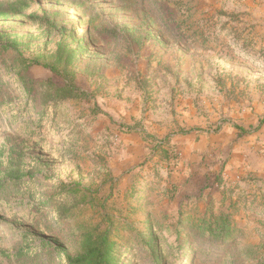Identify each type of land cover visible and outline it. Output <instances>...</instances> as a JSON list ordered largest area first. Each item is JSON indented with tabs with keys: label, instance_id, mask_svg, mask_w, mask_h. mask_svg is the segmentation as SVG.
Returning a JSON list of instances; mask_svg holds the SVG:
<instances>
[{
	"label": "rangeland",
	"instance_id": "rangeland-1",
	"mask_svg": "<svg viewBox=\"0 0 264 264\" xmlns=\"http://www.w3.org/2000/svg\"><path fill=\"white\" fill-rule=\"evenodd\" d=\"M187 1L196 42L171 0H0V179L11 158L28 185L0 190V264H68L99 211L150 240L127 229L117 264L264 263V0ZM59 47L84 96L53 105ZM221 212L229 244L188 229Z\"/></svg>",
	"mask_w": 264,
	"mask_h": 264
},
{
	"label": "trees",
	"instance_id": "trees-1",
	"mask_svg": "<svg viewBox=\"0 0 264 264\" xmlns=\"http://www.w3.org/2000/svg\"><path fill=\"white\" fill-rule=\"evenodd\" d=\"M171 1H174L175 6L180 3L181 6L186 9V19L181 23L179 30L182 32L183 37L196 42L197 38L195 37L198 35L202 37L203 35L202 33L199 34L200 29H198V27L194 28L197 22H191V26H185V22H189L192 19L193 14H191V12L192 9H195V7L190 6V1H187V3H185L184 0ZM132 40L137 44L138 41L134 39ZM60 48L61 47H59V58L57 62L58 64H61L63 62L62 69H59L56 64L48 66L53 74L61 78L62 83L58 85L53 83L51 80L39 83V86L43 88V98L53 105H56L61 101L73 100L82 98L84 96L83 93L80 92L76 85L73 83L75 75L68 68L74 56V51H70L66 56V54L63 53V49ZM127 132H131V130L127 129ZM30 134L33 135L34 133L31 132ZM161 144L162 145L160 146H155V148L157 149L160 147L165 150V147L162 146L168 147L169 145L168 142H161ZM169 148L171 149V152L174 153V155L176 154L177 157L178 153L175 152V148L172 146ZM9 160L10 162L8 161L9 164L6 168V173L3 178L0 179V190H5L10 185L16 191L26 189L28 185L26 183V180H24V177L27 176L23 175L20 169L19 161L17 160L15 163H13L11 158ZM67 192L69 194L77 195L76 197L79 199V201L85 203V205L94 207L95 197L92 192H80V190H69ZM52 199V197L45 199V201L38 205L37 209L44 208L46 205H48L53 209V216H57L60 220L68 219L70 216L69 214H71V211L68 209V207H66V205L64 204L61 205L58 202L53 203ZM99 204H101L102 207L104 205L102 202ZM133 212L135 213V210L130 209V211L128 210L126 214L131 215ZM98 217L100 218V221L97 226L92 229H89V227L82 228L80 233V253L75 257H67L68 264L118 263V257L116 253L117 243L120 242V240L123 238V234L127 229H134L132 226L133 224L128 223L127 220L121 216H119L118 218L120 220L119 221L114 215L108 212L102 213L101 211H99ZM179 217L183 222V215H180ZM118 221L122 223V225H119ZM187 224L189 225L188 229L196 232V235L200 237L208 236V239H210L212 242H219V244H229L232 241L233 232L235 230L230 221V215L223 212L219 213L218 215L211 214L208 218L204 217L202 219H198L195 225L193 223H190L189 220L187 221ZM136 234L138 235L137 238H139V240L141 241L142 247L147 246V250L149 252H153L149 245L150 240H148L147 243H144L143 241L145 233L136 231ZM153 258L155 260V264H163L162 261L157 259L158 255H155Z\"/></svg>",
	"mask_w": 264,
	"mask_h": 264
},
{
	"label": "crops",
	"instance_id": "crops-1",
	"mask_svg": "<svg viewBox=\"0 0 264 264\" xmlns=\"http://www.w3.org/2000/svg\"><path fill=\"white\" fill-rule=\"evenodd\" d=\"M0 234L3 235L2 232H0ZM5 247H8V244L6 243L5 240L3 241V239H1V240H0V255H1V253H2L3 248H5ZM0 259H1V256H0Z\"/></svg>",
	"mask_w": 264,
	"mask_h": 264
}]
</instances>
